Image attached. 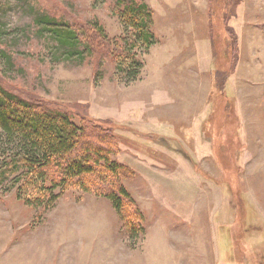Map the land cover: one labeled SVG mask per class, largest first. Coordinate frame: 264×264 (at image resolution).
<instances>
[{"label": "rangeland", "instance_id": "obj_1", "mask_svg": "<svg viewBox=\"0 0 264 264\" xmlns=\"http://www.w3.org/2000/svg\"><path fill=\"white\" fill-rule=\"evenodd\" d=\"M137 1L154 14L156 44L149 50L142 44L130 49L133 33L122 26L116 0H0V84L107 134L111 159L129 169L120 183L143 229L131 239L134 207L126 206V227L108 198L81 189L66 190L48 210L28 206L17 196L19 174L2 168L13 156L7 146V155L0 151V264H264V75L239 77L246 88L238 90L231 83L235 71L227 98L212 95V77L200 79L203 88L191 113L198 130L215 122L218 139L204 143L195 133L188 139L187 66L193 74L197 67L187 49V24L195 20L204 34L211 3ZM235 3L216 0L217 14L230 15ZM236 6L229 24L245 9L248 28L263 36V59L264 0ZM47 11L56 17L53 24L44 22ZM65 21L82 31L91 52L70 53L60 44L57 26ZM214 32L219 59L226 58L225 28L218 23ZM124 50L143 61L138 76H119ZM192 93L197 101V91Z\"/></svg>", "mask_w": 264, "mask_h": 264}, {"label": "trees", "instance_id": "obj_2", "mask_svg": "<svg viewBox=\"0 0 264 264\" xmlns=\"http://www.w3.org/2000/svg\"><path fill=\"white\" fill-rule=\"evenodd\" d=\"M116 1L122 26L133 33L134 42L131 43L130 49L135 50L134 47L142 44L149 50L156 44V38L151 31L153 12L144 2ZM239 1L236 0L230 15L226 10L222 15H218L215 9L216 0H209L211 8L208 10V21L214 56L211 74L214 85L212 95L223 98L226 96L227 81L235 73L239 61L238 37L229 24V20L236 16V5ZM44 14L46 24L56 22V17L49 12ZM218 23L224 26L229 37L225 44L228 56L222 59H219L214 37V28ZM63 26H57L60 30H57L56 34L63 47H69L70 53L78 51L84 55L85 50L91 52L92 47L82 41L84 34L81 30L69 21H65ZM94 28L103 38V29L96 25ZM119 53L124 56V61L117 65L119 76H138L139 70L143 69V61L134 55L126 54V50ZM7 57L11 61V57ZM226 63L229 64L228 68H225ZM7 146L12 148L13 156L4 161L2 168L15 175L19 174L14 182L18 185L17 196L28 206L48 210L54 207L55 202L66 190L81 189L108 198L122 218L124 226L127 204L134 207L137 224L126 226L127 234L131 239H138L142 235L141 214L126 188L120 183L122 174L129 169L111 159L114 150L112 141L106 133L100 132L91 123H78L67 112L55 109L43 101L18 96L0 84V151L3 156L9 152ZM6 173L3 171L1 184L6 180Z\"/></svg>", "mask_w": 264, "mask_h": 264}, {"label": "crops", "instance_id": "obj_3", "mask_svg": "<svg viewBox=\"0 0 264 264\" xmlns=\"http://www.w3.org/2000/svg\"><path fill=\"white\" fill-rule=\"evenodd\" d=\"M244 6V5H243ZM191 9L187 8V13ZM240 10V8H239ZM245 9L239 11V15L236 19L233 20L230 25L234 28L237 36H238V41H239V47H240V60L239 64L236 70V77L232 78L231 83L233 86H236V88L239 90L240 88L244 89L246 87H242L241 84L238 83V78L241 77L242 79H245L249 76H252L254 78H259L264 75V61L262 59V54L259 52L260 44H261V38L263 36L259 34L256 31H253L252 29L248 28L247 21L245 18ZM208 20V19H207ZM249 20V19H248ZM206 21V20H205ZM245 27V29H243ZM207 30L209 31V21L206 22L205 25V33L201 34V31L196 28L195 25V20H191L190 24H187V34L190 35L192 38L191 40H187V49L188 47L192 48L193 54H192V61L193 64L197 67L194 71H196V74L190 73L191 67L187 66V88H190V95L187 92V138L191 139L192 138V133H195V137L199 138L200 140L204 143H212L213 139H218V136L214 135L216 133L215 130V125L212 122L210 125H207L206 129L204 130H198V126L195 124L194 121V116L191 113L192 110L197 109L196 105L199 103L200 95H201V88L202 82L200 79H206V78H211V74L213 71V65H214V56H213V46L211 42V38L209 34L207 33ZM205 35V37L203 36ZM259 39H256V38ZM189 44H191L189 46ZM188 64V62H187ZM262 65L263 67H257V65ZM190 69V70H189ZM199 80V87L193 86V81L194 80ZM247 83V82H246ZM192 88L197 91V97L198 100L196 101L193 93H192ZM206 97L208 96V93L205 94ZM262 95V92H261ZM205 97V101L206 98ZM237 101L235 100L236 103V108L239 113L240 108L239 105L240 99L238 97H235ZM175 99H172L174 101ZM190 100V101H189ZM261 104V103H260ZM240 115V114H239ZM176 117L173 119L175 120ZM176 119L175 121H177ZM188 120H191L188 121ZM181 119H179V122ZM195 131V132H194ZM205 132L211 133L205 134ZM254 135V134H253ZM147 164L149 162L147 161Z\"/></svg>", "mask_w": 264, "mask_h": 264}]
</instances>
